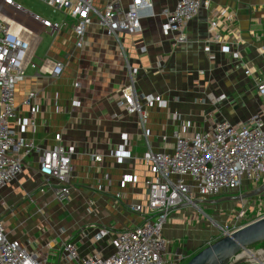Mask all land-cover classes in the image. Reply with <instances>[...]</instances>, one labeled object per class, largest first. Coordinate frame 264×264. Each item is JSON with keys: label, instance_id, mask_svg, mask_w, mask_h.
Instances as JSON below:
<instances>
[{"label": "crops", "instance_id": "1", "mask_svg": "<svg viewBox=\"0 0 264 264\" xmlns=\"http://www.w3.org/2000/svg\"><path fill=\"white\" fill-rule=\"evenodd\" d=\"M108 1L94 4L103 8ZM120 1L127 6L131 0ZM210 1L214 10L226 7L236 14L222 40L212 45L215 61L204 51L212 12L202 9L189 22L186 44H175L174 35L165 33L161 12L173 8L175 0H155L156 16L143 22L141 33L121 34L123 48L97 22L88 28L84 46L77 47L72 18L61 32L51 34L32 13L15 10L2 0L0 14L15 21L16 29L20 24L32 32L31 62L36 65H28L26 79L17 85V113L11 126L39 149L24 158L23 170L14 180L0 185V214L8 235L40 259L47 258L45 264H68L62 246L69 240L82 257L98 252L107 256L118 231L143 222L144 214L133 212L130 205H146L148 168L143 154L148 143L156 151H170L176 131L190 133L224 120L238 124L262 107L256 87L264 74V0ZM43 32L51 40L41 38ZM53 61L63 62L61 76L48 71ZM127 62L137 69V89L166 102L165 107L149 109L144 125L138 115L117 105L130 80ZM30 92L39 93L34 118L25 103ZM57 133L76 147L71 191L62 202L56 198L55 185L47 186L39 173L41 155L55 144ZM93 155H101L102 161H94ZM249 189L255 187L245 181L234 191L246 194ZM254 207L204 206L208 215L189 205L174 208L162 232L165 259L186 264L218 237L213 219L224 222L242 208L251 212ZM103 228L111 229L112 235L96 241Z\"/></svg>", "mask_w": 264, "mask_h": 264}, {"label": "built area", "instance_id": "2", "mask_svg": "<svg viewBox=\"0 0 264 264\" xmlns=\"http://www.w3.org/2000/svg\"><path fill=\"white\" fill-rule=\"evenodd\" d=\"M3 1L15 10L25 11L14 0ZM44 1L75 21L73 30L77 47L84 46L88 28L97 22L123 48L121 34L141 33L143 22L156 16L155 0H131L127 6L120 0H109L103 8L97 7L94 0ZM202 9L213 14L209 19V36L204 51L210 61H215L212 45L219 43L223 37L222 32L236 21L235 12L229 8L214 10L210 0H175L173 8L165 7L161 12L165 17L164 31L174 35L175 44L188 43V24ZM32 15L51 34L61 32L68 24V21L52 22L37 14ZM31 34L26 28L17 30L0 14V185L14 180L23 170L24 158L39 149L34 140L20 136L11 126L17 113V85L26 79L29 64L36 67L31 62ZM126 65L130 80L121 89L117 105L129 114L138 115L144 125L149 109L165 107L166 102L160 95L140 92L135 83L137 69L130 62ZM48 71L53 76H61L64 71L63 62H51ZM75 86H79V83L76 82ZM256 91L262 98V107L243 122L233 124L224 120L190 133L176 131L170 151H156L148 143L143 154L144 164L148 168L145 178L148 187L146 205H130L133 212L144 214L143 222L118 231L112 241L113 251L107 256L98 252L82 257L73 241H65L62 246L65 262L177 264L164 257L166 241L162 232L171 210L189 205L203 211L199 203L217 196L224 189L238 190L245 181L255 188L264 184V74L258 80ZM38 99L37 92H30L25 99L33 118L37 112ZM173 117L178 118V114L174 113ZM31 125H35L34 119ZM75 154L76 147L65 143L62 134L57 133L55 144L41 155L39 173L45 178L47 186L55 185L56 198L61 202L69 197L71 191ZM93 159L101 162L103 157L93 155ZM247 212V209H243L236 217L239 219L246 216ZM233 231L223 227L220 229L221 234L225 235ZM110 235L112 230L103 228L98 231L95 239L100 241ZM253 254L257 255L255 260L245 258L243 261L246 262L239 264H264V250ZM240 255L229 264H237ZM47 260L40 259L36 252L29 250L20 240L11 238L0 214V264H45Z\"/></svg>", "mask_w": 264, "mask_h": 264}, {"label": "rangeland", "instance_id": "3", "mask_svg": "<svg viewBox=\"0 0 264 264\" xmlns=\"http://www.w3.org/2000/svg\"><path fill=\"white\" fill-rule=\"evenodd\" d=\"M14 1L16 3L21 4L22 7L25 10H27L28 12H30L32 14H37L40 17L45 18V19L47 18V19L51 20L52 22L62 23L65 20L70 22V18L66 17L64 12L56 10V9L48 6L44 0H14ZM0 6H2V0H0ZM14 23H16V22L14 21ZM40 37L43 38L44 40H51V38H49V35L46 32L41 33ZM253 92H254V90H253ZM242 121L243 120H241L239 122H242ZM236 123H238V122H236ZM226 190H228V191H226ZM224 192L218 194L217 196H214L213 198L218 199L222 196L234 197V196L242 195V194H238V192H236L234 190L229 191V189H225ZM249 192H250V189H249ZM199 205L207 213V215L211 214V212L208 211L207 209H204V206H257L251 212H247L246 216H243L239 219L236 216L244 208H242L241 210L236 212L235 216H233L232 219H230V220H226L225 218H224L225 219L224 222L218 221L216 219H213V221L211 220L212 224L215 225V227L218 231V237L216 236L215 240L220 238V237L225 236V234H221V232H220L221 227H223L225 229H230L232 231V230H235L241 226H244L245 224L253 222L254 220H257L261 217H264V193L261 194V196L258 195L256 197L247 198V199H244L241 201L229 200V201H222V202H214L213 204H210L208 202H200ZM221 213L225 214L226 208H223V212H221ZM260 250H264V242H259V243H256V244L248 247V251L253 252V253L259 252ZM244 251L245 250H243L240 254H242ZM245 262H246V260L243 261L242 263H245Z\"/></svg>", "mask_w": 264, "mask_h": 264}, {"label": "water", "instance_id": "4", "mask_svg": "<svg viewBox=\"0 0 264 264\" xmlns=\"http://www.w3.org/2000/svg\"><path fill=\"white\" fill-rule=\"evenodd\" d=\"M264 193V184L249 193L228 197L230 200H244ZM264 241V217L245 224L233 232H228L209 243L196 253L186 264H229L234 257L240 255L248 247ZM244 258L238 260L239 264Z\"/></svg>", "mask_w": 264, "mask_h": 264}, {"label": "bare ground", "instance_id": "5", "mask_svg": "<svg viewBox=\"0 0 264 264\" xmlns=\"http://www.w3.org/2000/svg\"><path fill=\"white\" fill-rule=\"evenodd\" d=\"M8 24L14 25V21L9 19L7 20ZM17 30H23V27L19 24L17 27ZM246 258V259H251L255 260L257 258V255H254L252 252L245 250V252L239 256V259Z\"/></svg>", "mask_w": 264, "mask_h": 264}, {"label": "trees", "instance_id": "6", "mask_svg": "<svg viewBox=\"0 0 264 264\" xmlns=\"http://www.w3.org/2000/svg\"><path fill=\"white\" fill-rule=\"evenodd\" d=\"M262 242H264V241H262Z\"/></svg>", "mask_w": 264, "mask_h": 264}]
</instances>
